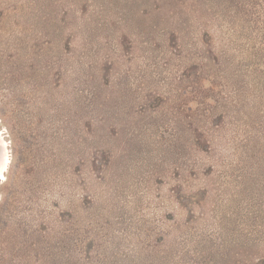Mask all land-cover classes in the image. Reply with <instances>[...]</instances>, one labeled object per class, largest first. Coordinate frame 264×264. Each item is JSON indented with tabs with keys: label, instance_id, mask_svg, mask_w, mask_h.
<instances>
[{
	"label": "rangeland",
	"instance_id": "374dc122",
	"mask_svg": "<svg viewBox=\"0 0 264 264\" xmlns=\"http://www.w3.org/2000/svg\"><path fill=\"white\" fill-rule=\"evenodd\" d=\"M0 128V264H264V0H0Z\"/></svg>",
	"mask_w": 264,
	"mask_h": 264
},
{
	"label": "bare ground",
	"instance_id": "6f19581e",
	"mask_svg": "<svg viewBox=\"0 0 264 264\" xmlns=\"http://www.w3.org/2000/svg\"><path fill=\"white\" fill-rule=\"evenodd\" d=\"M2 135V136H1ZM8 140L3 136V132L0 128V175L6 176L11 164L10 155L8 150ZM11 148V147H10Z\"/></svg>",
	"mask_w": 264,
	"mask_h": 264
}]
</instances>
